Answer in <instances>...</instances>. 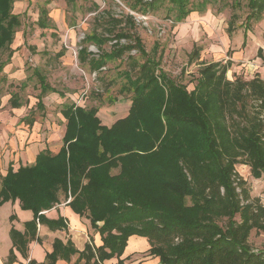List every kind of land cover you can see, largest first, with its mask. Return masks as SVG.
Masks as SVG:
<instances>
[{
  "label": "trees",
  "instance_id": "obj_1",
  "mask_svg": "<svg viewBox=\"0 0 264 264\" xmlns=\"http://www.w3.org/2000/svg\"><path fill=\"white\" fill-rule=\"evenodd\" d=\"M9 1L0 0V24L7 18ZM125 1L142 13L168 1L166 16L175 22L193 11L203 12L210 2ZM241 2L223 0L218 9L230 6L234 10ZM244 4L247 32L250 21L261 19L264 0H245ZM16 19L6 20L12 26ZM110 20L112 28L119 21ZM236 20L232 12L229 34ZM125 21L134 26L131 15ZM0 30L4 33L0 31V47H4L12 36L6 35L8 27L0 26ZM108 41L111 47L104 50L102 45ZM83 42L78 60L92 72L108 62L122 61L125 52L136 49L137 56L127 55L128 68L121 72L126 78L121 90L130 100L127 114L107 126L101 123L96 107L65 103L60 110L66 123L59 150L55 154L47 148L40 150L34 163L15 171L8 167L0 175V204L18 198L21 207L33 213L25 231L10 228L8 260H14V249L27 256L37 222L51 229L66 227L62 219H48L40 213L59 202L62 193L70 197L67 204L76 213L89 219L101 244L95 245L92 239L78 251L70 240L63 243L56 238L47 254L52 261H69L78 253L72 264H100L113 257L115 264H127L121 257L127 239L138 235L147 239L148 254L158 257L160 264H264V249H254L248 242L252 229L264 233V204L251 196L246 180L235 169L243 161L253 175L264 174L262 76L256 72L251 78L235 75L229 79L226 72L231 61L201 62L192 77L193 88L188 89L160 66L162 52L157 55L156 44L146 50L140 36L129 30L113 35L94 30ZM91 43L100 48L99 54L87 51ZM199 50L193 48L188 63L198 60ZM261 52L259 47L257 55ZM39 82L41 92H57L43 83L44 78ZM10 99L13 106H20ZM27 264L37 263L30 259Z\"/></svg>",
  "mask_w": 264,
  "mask_h": 264
},
{
  "label": "rangeland",
  "instance_id": "obj_2",
  "mask_svg": "<svg viewBox=\"0 0 264 264\" xmlns=\"http://www.w3.org/2000/svg\"><path fill=\"white\" fill-rule=\"evenodd\" d=\"M209 1L203 12L193 11L182 21L175 22L166 16L168 1L142 13L131 9L125 0H10L7 18L1 19L0 24L8 27L6 35L12 36L8 45L0 47V62L6 61L0 71V172L4 174L9 163L16 168L18 163L32 162L33 153L29 148L32 143L41 142L53 150L58 149L66 123L60 112L65 103L96 107L101 123L107 126L123 115H120L121 111L129 108L128 94L121 90L126 84L121 72L129 65L126 56H137V51L125 52L122 61L108 62L100 71H89V66L78 60V50L85 46L84 36L94 30L105 35L129 30L140 36L148 51L156 44L157 55L162 52L160 66L186 83L188 89L193 88L192 77L197 75L201 62L229 60L233 62L226 72L229 79L235 75L251 78L253 73L246 64L255 58L257 45H264V11L260 20L250 21L246 32L248 8L245 0H240L243 2L234 10L230 6L219 10V2L223 0ZM232 12L237 14V20L229 34L227 22ZM127 15L133 17V27L127 26ZM15 16L16 22L11 26L7 20H13ZM111 17L119 20L114 28ZM42 23L47 27H42ZM1 34L4 35L2 31ZM121 42L125 40L121 39ZM86 46L92 54L100 53L96 45ZM110 47V41L102 45L104 50ZM195 47L200 49L198 60L188 63L189 54ZM248 48L249 55L239 62L235 60L234 51L244 53ZM39 78H44L43 83L57 92H41ZM11 97L20 106L13 108ZM9 119L20 120L10 123ZM30 119L35 120L34 130ZM36 129L46 134L40 139L32 137ZM235 169L246 180L251 196L258 197L264 204V174L253 175L250 166L243 161L238 162ZM116 172L114 169L113 173ZM0 217V231H6L10 238L8 217ZM88 224L86 242L92 240L91 233H95L90 221ZM248 242L254 249H264V233L252 229Z\"/></svg>",
  "mask_w": 264,
  "mask_h": 264
},
{
  "label": "crops",
  "instance_id": "obj_3",
  "mask_svg": "<svg viewBox=\"0 0 264 264\" xmlns=\"http://www.w3.org/2000/svg\"><path fill=\"white\" fill-rule=\"evenodd\" d=\"M263 46L264 45L262 43L257 45L254 51L255 58L246 64L247 66H249L248 69H250L253 73L252 75H250V77H252L256 72H258L260 76L262 75L264 76V47ZM259 47L262 48L261 54L263 57L257 55V49ZM249 52H250L249 48L246 49V52L244 53L243 51L236 50L234 51V58L235 60L239 62L243 60L244 56L249 55L250 54ZM231 64L233 65V62ZM12 107L15 108V106L13 105ZM127 111L126 110L121 111L120 115L122 114L123 115L119 116L118 118L124 117L127 114ZM61 117L65 119L63 115ZM19 120L20 119H9V122L16 123ZM32 125L33 127L31 129L34 130L35 120H32ZM64 130H65V127H64ZM25 134H26L25 136H28L27 133ZM44 134H46V132L39 133L38 130L36 129V132L32 133V137H38V139H40L42 135L44 136ZM62 134H64V131L62 132ZM20 136L22 135L20 134ZM61 144L59 145L57 150L55 149L53 150L50 147H47L45 143H41V142L32 143L29 147L33 153L31 154L32 162L18 163V166L16 168L13 167L12 163H9L7 165V168L4 174L0 172V175L4 176L7 172L8 167H11L12 170L15 171L20 165L34 163L36 154L40 150H43L45 148H47L53 154H55L59 150ZM20 160H22V158ZM0 188H1V183H0ZM68 201L69 200L66 199L65 197L61 199V196H60L59 202H57L55 205H53L49 209H43L40 211V213H42L48 219H58V218L62 219L66 227L62 229H51L47 224L37 222L36 235L34 239H32L28 243V250H27L26 257L22 256V254L19 251L14 249V255H15L14 260L12 261L8 260V254H9V250L12 247V243L6 231L3 232L1 230L0 231V264H27L28 260L30 259L34 260L37 264H72L78 257V253L72 254L70 256L69 261L64 260L62 258H57L55 261H52L49 257H47V254L50 253L53 249V241L56 238L61 239L63 243H65L67 240H70L73 246L78 251H81L84 248V245L88 239L87 229H89V226H88L89 219L86 216L76 213L67 204ZM3 210H5V213H3ZM0 212H1L0 216L3 215L5 217H8V220L10 223L9 228H8L9 231L11 227H15L16 229L20 231H25V223L27 221H30L33 218V213L31 210L23 209L22 207H20V201L18 198H14V199L9 198L5 200L4 202H2L0 204ZM2 233H4L5 235H2ZM91 236L93 237V242L95 245L101 244V239H100V235L98 232L91 233ZM149 247L150 245L145 237L138 236V235H130L127 239L126 246L124 247V251L121 257L125 258V262L127 264H160L158 257L148 254ZM116 260L117 259L113 257V258L104 260L100 264H115Z\"/></svg>",
  "mask_w": 264,
  "mask_h": 264
}]
</instances>
